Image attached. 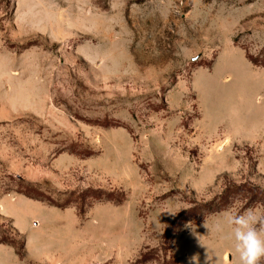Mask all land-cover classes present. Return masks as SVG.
<instances>
[{
  "label": "rangeland",
  "instance_id": "rangeland-1",
  "mask_svg": "<svg viewBox=\"0 0 264 264\" xmlns=\"http://www.w3.org/2000/svg\"><path fill=\"white\" fill-rule=\"evenodd\" d=\"M241 185L264 0H0V264H239L223 214L263 194L209 207Z\"/></svg>",
  "mask_w": 264,
  "mask_h": 264
},
{
  "label": "clouds",
  "instance_id": "clouds-1",
  "mask_svg": "<svg viewBox=\"0 0 264 264\" xmlns=\"http://www.w3.org/2000/svg\"><path fill=\"white\" fill-rule=\"evenodd\" d=\"M183 51L182 49L181 52ZM223 222L231 229L228 239L233 241L239 264H260L264 258V215L253 209H248L242 214L225 211ZM205 227L208 228L206 223ZM213 229L223 232V223H215ZM190 264H199L198 257H192Z\"/></svg>",
  "mask_w": 264,
  "mask_h": 264
},
{
  "label": "trees",
  "instance_id": "trees-1",
  "mask_svg": "<svg viewBox=\"0 0 264 264\" xmlns=\"http://www.w3.org/2000/svg\"><path fill=\"white\" fill-rule=\"evenodd\" d=\"M232 189H235L236 192H241L244 195L249 194V197L251 199L252 198H255V199L259 198L261 194H263V196H264V193L260 194V191L258 189H256L255 187H250V186L247 187L246 185L235 186V187H232L231 189H225V193H223V195L219 196V202H217V203H215V205L213 204L211 207H209V210L220 211V210L224 209L227 206L228 199L235 192ZM22 192L25 193L29 197H36L37 198V196L31 195V193L29 192L28 189H26ZM107 196L109 197L110 195L107 194ZM263 201H264V199H263ZM186 214H187V211L181 212L178 215V218L179 219L183 218V217H185Z\"/></svg>",
  "mask_w": 264,
  "mask_h": 264
}]
</instances>
